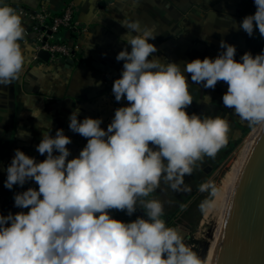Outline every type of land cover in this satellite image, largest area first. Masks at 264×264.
Returning a JSON list of instances; mask_svg holds the SVG:
<instances>
[{"label":"clouds","instance_id":"clouds-1","mask_svg":"<svg viewBox=\"0 0 264 264\" xmlns=\"http://www.w3.org/2000/svg\"><path fill=\"white\" fill-rule=\"evenodd\" d=\"M254 5L255 13L239 25L234 21L233 28L249 37L258 29L264 38V0ZM119 23L128 31L120 37L126 46L116 60L124 63L112 94L117 103L126 99L127 106L114 110L106 130L102 118L78 120L80 109L75 108L68 127L87 143L71 160L66 146L72 140L63 129L52 136V121L36 146L46 157L42 162L14 150L3 186L12 190L34 181L38 189L14 194V207L26 213L0 214V264H204L183 235L167 226L164 203L144 198L162 181L176 193L191 192L184 177L227 142V120L186 112L193 99L184 72L205 89L225 82L223 105L250 126L264 127V50L255 56L246 52L237 62L236 47L221 40L223 51L215 59L177 64L153 56L158 49L148 42L157 36L152 28H142L139 20ZM26 34L22 14L0 0V86L11 85L23 72ZM93 47L89 43L87 51ZM93 82L96 87L102 83ZM18 135L30 137L23 130ZM198 191L209 193L199 205L207 214L216 207L218 190L209 180ZM137 209L144 216L127 223L110 215L116 210L131 217Z\"/></svg>","mask_w":264,"mask_h":264},{"label":"crops","instance_id":"crops-1","mask_svg":"<svg viewBox=\"0 0 264 264\" xmlns=\"http://www.w3.org/2000/svg\"><path fill=\"white\" fill-rule=\"evenodd\" d=\"M69 1L6 0L9 6L27 12L21 13L27 33L21 42L25 64L17 81L7 87L0 86V109L4 108L5 102H15L17 105L10 108L25 110L28 125H41L42 120L47 127L52 121L51 125L62 127L72 142L82 145L79 149L72 144L67 145L71 153L68 159L78 157L87 143L85 138L68 127V117L75 108L80 109L78 120L82 121L85 117L102 118L101 128L106 130L114 117V110L127 106L126 99L117 103L112 94L113 82L120 78L124 63L116 60L117 54L126 46V41H121L120 37L128 31L119 21L139 20L142 28H152L157 36L148 42L158 49L153 56L177 64L197 58L215 59L223 51L219 46L221 40L236 47L237 62H242L240 57L246 52L255 56L264 50L257 30L249 37L242 28L238 31L233 28L234 21L239 25L245 16L255 13L256 7L249 0H74L73 26L57 34L60 42L74 48V57L67 59L59 56L48 63L43 62L37 58L30 17L40 9L52 16L59 15ZM202 35L207 38L206 41L201 38ZM89 43L94 47L87 51ZM127 48L130 52L131 46L127 45ZM183 74L190 86L189 92L196 91L197 84L191 81V74ZM93 81L102 83L96 87ZM198 88V92L204 94L224 92V87L212 90L201 85ZM46 104L60 108L62 115L56 119L51 117L47 108L41 111ZM195 108L194 100L187 109ZM2 187L0 214L26 213L28 209L14 207L13 196L20 192L16 189L18 186H14V192L5 191ZM167 200L175 210L183 205L179 193Z\"/></svg>","mask_w":264,"mask_h":264},{"label":"rangeland","instance_id":"rangeland-1","mask_svg":"<svg viewBox=\"0 0 264 264\" xmlns=\"http://www.w3.org/2000/svg\"><path fill=\"white\" fill-rule=\"evenodd\" d=\"M201 85L202 84L196 85V91H190L193 101L195 100L196 108L194 110L186 109V112L189 115L195 113L200 116H220L227 120L230 126V130L227 134V142L217 152L214 158L207 156L204 157L202 162H197L192 175L184 177V182L191 187V192L179 193V198L183 205H181L178 210H175V208L169 203V200H167L171 197H176V192L172 191L163 181L161 182L159 189L144 199L156 198L161 200L164 203V216H169L171 219L176 216L178 217H176L178 224L184 226L186 231H188L187 239L190 238L196 241L195 247L198 250V255H201L200 257L202 258L215 230V219L216 217L218 218V211L216 209H218V206L207 214L202 213L199 205L203 200L209 197V193L198 191V186L205 181H212L219 193L213 198L214 200H218L221 197L223 189L225 190H223V193H226L227 191L229 192L232 185L236 182L238 166H240L244 160L243 156L248 148L247 141L252 132L258 126H250L247 121L241 120L235 115L234 109L226 108L223 105L222 96L226 93L228 88V85L225 82L220 81L216 85L217 89L224 87L222 89L224 92L222 93H217L216 90L215 93L210 94L200 93L198 92L200 91V88L198 87ZM205 96H209L211 101H208ZM12 105H17V103L5 102L3 105L4 108L0 109L1 187L6 180V169L11 163L15 149H20L26 155L34 157L37 162H42L46 158L36 151V146L40 142L41 133L49 130L48 126L45 127L42 120L40 121L41 125H28L27 112H25V110L11 109L10 107ZM44 108L48 109L47 112L50 111L52 118L62 115V110L53 104L43 105L41 111ZM58 129L63 128H60L59 125H51V135L55 136V132ZM20 130L30 133V137L21 139L18 135ZM71 144L75 148L77 147V149L82 147V145L77 142H72ZM26 187L38 189V185H36L34 181L26 183L23 188L18 186L16 189L22 192ZM2 188H4L5 191H16L15 188L12 190H8L4 186ZM142 212L141 209H137V211L129 217L125 212L112 210L110 215L116 220L127 223L134 221L137 217H143L144 213L142 216L139 215ZM213 213H215V215Z\"/></svg>","mask_w":264,"mask_h":264},{"label":"water","instance_id":"water-1","mask_svg":"<svg viewBox=\"0 0 264 264\" xmlns=\"http://www.w3.org/2000/svg\"><path fill=\"white\" fill-rule=\"evenodd\" d=\"M37 58L48 63L51 54L39 50ZM206 264H264V127L238 174Z\"/></svg>","mask_w":264,"mask_h":264},{"label":"built area","instance_id":"built-area-1","mask_svg":"<svg viewBox=\"0 0 264 264\" xmlns=\"http://www.w3.org/2000/svg\"><path fill=\"white\" fill-rule=\"evenodd\" d=\"M249 1L255 7L254 0ZM18 11L27 14L23 9H19ZM74 11V0H70L59 15L52 16L44 9H40L30 17L32 20L31 34L33 36L36 52L39 50L48 51L51 54V59L59 56L67 59L74 57V48L72 46L56 41L57 34L61 30H69L72 28ZM248 148L249 150L247 149L245 156H247L250 151V146Z\"/></svg>","mask_w":264,"mask_h":264},{"label":"bare ground","instance_id":"bare-ground-1","mask_svg":"<svg viewBox=\"0 0 264 264\" xmlns=\"http://www.w3.org/2000/svg\"><path fill=\"white\" fill-rule=\"evenodd\" d=\"M261 128H262V126H258L253 132H252V134L250 135V138H249V140L247 141V143H248V147L250 146V149H251V147H252V145H253V143L255 142V140L254 139H256L257 138V135L259 134V132H260V130H261ZM248 150H249V148H247ZM246 157L247 156H245L244 155V160L242 161V163L240 164V166H238L239 168L237 169V176H236V179H237V177H238V174H239V172H240V170H241V167H242V165H243V163H244V161H245V159H246ZM235 184V183H234ZM234 184L232 185V187H231V189H230V191L228 192H224L223 193V190H222V194H221V197L218 199V200H215V204H216V207L215 208H217V206H218V209H216L217 211H218V218L216 217V219H215V221H216V226L214 227L215 228V230H214V233H213V236H212V239L209 241V243H208V246L206 247V251H205V253H204V256L202 257V259L204 260V264H206L207 263V260H208V257H209V254H210V251H211V248H212V245H213V241H214V238H215V235H216V233H217V230H218V228H219V225H220V222H221V219H222V216H223V213H224V210H225V207H226V204H227V201H228V199H229V196H230V194H231V191H232V189H233V187H234ZM224 185V184H223ZM224 187V186H223ZM225 188V187H224ZM227 188V187H226ZM225 191V190H224ZM214 208V209H215ZM214 215H215V213H213ZM213 216V215H212ZM214 221V220H213ZM214 226V225H213ZM211 237V236H210ZM203 255V254H202ZM201 256V255H200Z\"/></svg>","mask_w":264,"mask_h":264},{"label":"flooded vegetation","instance_id":"flooded-vegetation-1","mask_svg":"<svg viewBox=\"0 0 264 264\" xmlns=\"http://www.w3.org/2000/svg\"><path fill=\"white\" fill-rule=\"evenodd\" d=\"M139 215L142 216L143 212L140 213ZM176 217L171 219L169 216H164L163 219L166 221V224H167L168 227H175V228L181 229V231H186V228L184 226L178 224V222H177V218L178 217L177 218ZM187 235H188V231H186V235L184 237V241L187 239V237H188Z\"/></svg>","mask_w":264,"mask_h":264},{"label":"trees","instance_id":"trees-1","mask_svg":"<svg viewBox=\"0 0 264 264\" xmlns=\"http://www.w3.org/2000/svg\"><path fill=\"white\" fill-rule=\"evenodd\" d=\"M57 42H59V40L57 39L56 40ZM185 243L188 245V246H190L194 251H196L197 253H198V250H197V248L195 247V244H196V241H194V240H192V239H186L185 240Z\"/></svg>","mask_w":264,"mask_h":264}]
</instances>
